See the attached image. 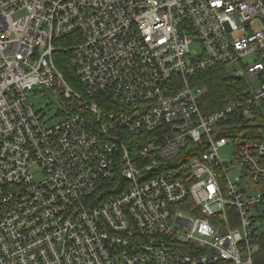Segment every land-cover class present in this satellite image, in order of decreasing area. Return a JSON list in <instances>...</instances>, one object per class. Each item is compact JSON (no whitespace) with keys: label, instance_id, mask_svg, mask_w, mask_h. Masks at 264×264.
<instances>
[{"label":"built area","instance_id":"obj_1","mask_svg":"<svg viewBox=\"0 0 264 264\" xmlns=\"http://www.w3.org/2000/svg\"><path fill=\"white\" fill-rule=\"evenodd\" d=\"M217 66L251 95L203 114ZM263 73L264 0H0V264H254L264 141L234 132ZM36 85L72 115L43 127Z\"/></svg>","mask_w":264,"mask_h":264},{"label":"trees","instance_id":"obj_2","mask_svg":"<svg viewBox=\"0 0 264 264\" xmlns=\"http://www.w3.org/2000/svg\"><path fill=\"white\" fill-rule=\"evenodd\" d=\"M63 37L54 42L56 47L61 49L71 45L74 36ZM69 52H57L53 54L54 64L57 70L63 75L67 84L73 88L80 90V85L75 76L74 70L69 62ZM264 73L259 79L264 82ZM193 86H202L207 92L200 100V110L203 114L215 112L225 105L236 101L247 99L251 95V84L244 78L234 77L225 66H217L215 68L199 72L191 78ZM255 118L253 121L245 122L237 129L234 134L236 137H243L247 140L264 141V97L260 99L258 106L255 108ZM240 120L233 123H240ZM235 135L232 138H235ZM121 183L119 176L115 177V181L110 182L107 187L113 189L115 184ZM110 189V190H111ZM112 191L108 193L111 194ZM259 242V252L255 256L254 264H264V226L263 231L257 236Z\"/></svg>","mask_w":264,"mask_h":264},{"label":"rangeland","instance_id":"obj_3","mask_svg":"<svg viewBox=\"0 0 264 264\" xmlns=\"http://www.w3.org/2000/svg\"><path fill=\"white\" fill-rule=\"evenodd\" d=\"M236 33H234V35ZM191 50L199 53L200 46L193 43L191 45ZM251 60V58H248L246 59V62L250 63ZM25 96L29 105L36 112L43 127L56 125L65 117L72 115L71 108L65 106L61 99L56 98L50 90L45 89L42 86L36 85L30 91H26ZM233 152L234 148L229 144L219 150V155L223 161L230 163L234 162ZM239 171L240 167H235V169H233L234 173H239ZM260 225V223H256L254 224V227L257 228Z\"/></svg>","mask_w":264,"mask_h":264}]
</instances>
